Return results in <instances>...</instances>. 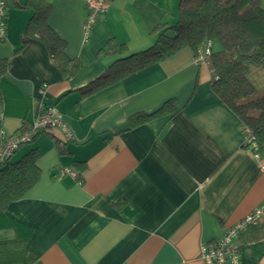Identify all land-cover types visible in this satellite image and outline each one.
Instances as JSON below:
<instances>
[{
  "label": "crops",
  "instance_id": "obj_1",
  "mask_svg": "<svg viewBox=\"0 0 264 264\" xmlns=\"http://www.w3.org/2000/svg\"><path fill=\"white\" fill-rule=\"evenodd\" d=\"M26 1L7 0L0 129H29L52 107L73 138L53 128L13 155L16 161L37 148L40 178L0 211V264H204L202 246L264 202V150L258 158L245 146L243 123L211 88L208 65L185 47L82 90L117 58L101 52L111 38L129 52L149 47L157 25L176 22L180 0H109L88 36L85 0H47V24L78 62L68 79L45 43L27 33L34 11ZM246 75L264 94V61L247 63ZM169 100L171 114L130 128L132 115ZM64 168L77 177L61 176ZM234 242L241 264H264L263 227Z\"/></svg>",
  "mask_w": 264,
  "mask_h": 264
},
{
  "label": "trees",
  "instance_id": "obj_2",
  "mask_svg": "<svg viewBox=\"0 0 264 264\" xmlns=\"http://www.w3.org/2000/svg\"><path fill=\"white\" fill-rule=\"evenodd\" d=\"M26 7L34 11L27 33L45 43L53 62L60 68L65 79L75 76L77 60L66 56V42L47 24L49 2L27 0ZM153 34L155 40L152 45L137 52H129L125 44L111 38L101 52L111 56L118 54L117 58L100 77L82 90L88 92L97 86L120 81L185 47L191 48L195 54L205 41H212V53L207 61L212 74L211 88L240 117L243 125L254 136L260 152L263 151L264 94L256 93L246 75L247 63L264 61V9L261 0H180L176 22L157 25ZM215 45L219 49H215ZM5 64L8 67L10 60L6 59ZM2 71L0 66V72ZM171 104L172 100H169L152 113L132 115L129 119L130 128L171 114ZM20 132L22 130L18 133ZM31 142L20 145L10 158L0 163V211L24 197L39 181L37 161L40 152L37 148L31 149L19 160L13 159L21 146ZM249 145L245 144L248 148ZM259 226L264 228V218L258 225L250 226L247 230Z\"/></svg>",
  "mask_w": 264,
  "mask_h": 264
},
{
  "label": "built area",
  "instance_id": "obj_3",
  "mask_svg": "<svg viewBox=\"0 0 264 264\" xmlns=\"http://www.w3.org/2000/svg\"><path fill=\"white\" fill-rule=\"evenodd\" d=\"M87 6V18L84 23L85 35L88 36L98 18L107 10L109 0H85ZM8 3L7 0H0V42L4 39L7 32ZM212 41H205L200 45L195 53V62L198 65L207 64L208 58L212 53ZM2 112H0V121ZM53 128H59L64 133L65 138L72 139L73 133L66 121L59 115L57 110L52 107H43L41 113L31 123L29 129L13 135H6L0 129V163L10 158L15 150L22 144L31 142L38 134L48 132ZM246 133V144L260 158V150L254 141V136L248 128L243 125ZM70 174L77 177L78 172L69 168L61 171V176ZM264 218V202L246 215L239 222L225 228L223 235L214 243L205 244L201 248V259L204 264H241V253L235 244V238L247 230L250 226L258 225Z\"/></svg>",
  "mask_w": 264,
  "mask_h": 264
}]
</instances>
